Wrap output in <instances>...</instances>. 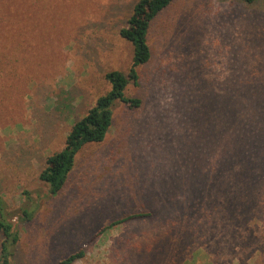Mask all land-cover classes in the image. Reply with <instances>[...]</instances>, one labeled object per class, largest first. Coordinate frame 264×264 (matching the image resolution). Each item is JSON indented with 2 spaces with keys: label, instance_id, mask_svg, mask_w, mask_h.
Instances as JSON below:
<instances>
[{
  "label": "rangeland",
  "instance_id": "374dc122",
  "mask_svg": "<svg viewBox=\"0 0 264 264\" xmlns=\"http://www.w3.org/2000/svg\"><path fill=\"white\" fill-rule=\"evenodd\" d=\"M139 1L0 0V197L20 237L14 264L81 250L75 264H264V141L255 137L246 165L237 151L230 163L210 108L214 95L246 89L250 74L264 88V0H175L152 22V59L126 91L142 106L115 105L105 141L77 155L59 195L40 178L111 91L106 75L132 68L120 31ZM187 156L207 187L191 221L157 214L110 227L160 209Z\"/></svg>",
  "mask_w": 264,
  "mask_h": 264
},
{
  "label": "trees",
  "instance_id": "16d2710c",
  "mask_svg": "<svg viewBox=\"0 0 264 264\" xmlns=\"http://www.w3.org/2000/svg\"><path fill=\"white\" fill-rule=\"evenodd\" d=\"M175 0H140L135 6L128 25L121 29L120 35L134 46L133 66L128 74L121 71H112L106 75L107 81L112 85L111 91L101 96L81 119L73 125L66 139L65 147L54 152L47 158L46 166L40 174V178L50 189L52 195L57 196L67 183L69 174L74 169L77 155L90 144H99L105 141L107 135L114 125V107L118 102L125 104L129 109H137L142 106V100L127 95L129 84L139 80L137 68L149 63L152 59V50L149 44V31L154 19L165 9L169 8ZM247 4H255L262 0H242ZM246 89L230 90L225 97L214 95L210 106L214 113L213 119L217 120V127L212 130L213 135L226 134L227 150L229 151V162L234 163V155L247 161L252 159L251 149L256 142L255 137L264 141V88L253 74L246 79ZM217 93V92H216ZM215 123V122H214ZM217 142H214L216 144ZM204 153V152H203ZM184 156V155H183ZM259 156L257 161L261 159ZM192 156L185 158V167L181 175L169 177L171 184L164 191L162 206L154 205L155 212L146 214L129 215L123 219L113 222L110 227L127 224L140 219H154L157 214L172 216L183 219L193 217L197 210L198 193H205L206 185L199 184V169L192 167ZM201 163L205 164V154L201 156ZM226 164V163H225ZM230 165V164H229ZM228 165V166H229ZM227 166V165H226ZM183 175V176H182ZM160 193V192H159ZM155 197L156 191L153 190ZM35 210L23 209L22 214L26 219L32 218ZM33 212V213H32ZM12 215L8 212L7 205L0 197V233L3 235L0 252V264H14V248L20 240L19 233L13 224ZM158 222L159 218H157ZM167 220L174 226L176 221ZM161 221L162 216H161ZM157 224V223H156ZM188 222V226H190ZM155 225V224H154ZM85 250L71 254L57 264H75L85 258Z\"/></svg>",
  "mask_w": 264,
  "mask_h": 264
}]
</instances>
